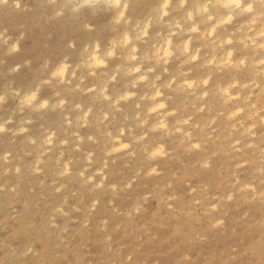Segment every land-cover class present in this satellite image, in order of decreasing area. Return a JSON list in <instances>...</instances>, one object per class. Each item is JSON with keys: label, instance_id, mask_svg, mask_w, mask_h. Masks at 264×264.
I'll return each instance as SVG.
<instances>
[{"label": "clouds", "instance_id": "9594fccd", "mask_svg": "<svg viewBox=\"0 0 264 264\" xmlns=\"http://www.w3.org/2000/svg\"><path fill=\"white\" fill-rule=\"evenodd\" d=\"M0 264H264V0H0Z\"/></svg>", "mask_w": 264, "mask_h": 264}]
</instances>
